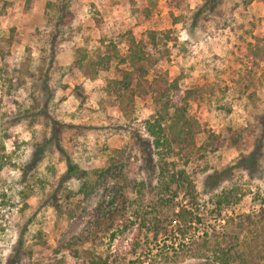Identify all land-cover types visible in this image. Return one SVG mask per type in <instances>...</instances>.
Instances as JSON below:
<instances>
[{"label":"rangeland","instance_id":"rangeland-1","mask_svg":"<svg viewBox=\"0 0 264 264\" xmlns=\"http://www.w3.org/2000/svg\"><path fill=\"white\" fill-rule=\"evenodd\" d=\"M151 31L148 81L193 91L181 150L153 147L149 87L123 112L111 86ZM0 47V264H264V0H0ZM177 227L206 232L168 251Z\"/></svg>","mask_w":264,"mask_h":264},{"label":"trees","instance_id":"trees-1","mask_svg":"<svg viewBox=\"0 0 264 264\" xmlns=\"http://www.w3.org/2000/svg\"><path fill=\"white\" fill-rule=\"evenodd\" d=\"M164 34L166 38H169V30L165 31ZM157 45L158 37L154 31L142 34L138 40L131 37L128 41V54L121 59L123 63L128 64L129 69H123L121 71V77L113 79L111 86L115 94H117L116 97L123 112H127L133 106L135 94L140 95L141 91L144 90L145 92L147 90L146 87H149L152 90V100L156 114L152 122L147 121L146 126L152 137L153 147L169 150L173 145H177L179 150H181L194 144L197 133L196 120L186 112V99L193 94V91L191 89L182 90L179 88L177 83L180 76H174L172 77L173 79H169L171 76L166 71L163 75L157 78L154 77L153 80L148 81L146 76L148 75L149 69L165 60V54L167 52L165 43L158 49ZM1 48L0 56L3 57L4 51ZM154 49H157L159 55L153 54ZM105 58L108 59L110 57ZM105 58L101 57L96 62L101 64ZM158 83H161V89H158ZM175 97L179 102H175ZM104 172L106 171L104 170ZM103 173L99 176L101 177ZM83 175H85L84 171L76 163H73L71 159L67 158L66 170L62 174V178H77L83 180ZM212 177H214L213 174L209 175L208 178ZM96 185V182L86 181L85 179L80 186V192L84 197H88ZM117 192L119 193L120 191ZM115 202V200H109L106 206L101 203L98 205L96 211V220L98 223H101L102 220H113L116 214L120 212L119 206L121 205ZM218 202L220 203V200ZM188 213L187 210L182 209L177 216L185 222ZM177 230L183 232L179 227H177ZM222 254L225 257L223 264H233L232 260L237 258L229 250H222Z\"/></svg>","mask_w":264,"mask_h":264},{"label":"built area","instance_id":"built-area-1","mask_svg":"<svg viewBox=\"0 0 264 264\" xmlns=\"http://www.w3.org/2000/svg\"><path fill=\"white\" fill-rule=\"evenodd\" d=\"M194 224L195 223H193V225ZM205 232L206 231H203L202 228H196V230L192 228L191 231L186 230V232H180L177 228H173L171 235H164V237L170 236L172 239L168 237L169 239L165 241L166 243L163 245V248L168 251L178 250L180 247L189 244L194 239L197 240L202 238ZM175 237H177V239Z\"/></svg>","mask_w":264,"mask_h":264}]
</instances>
